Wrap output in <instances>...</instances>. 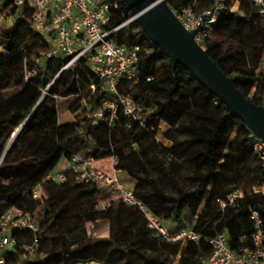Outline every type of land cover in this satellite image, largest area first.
Wrapping results in <instances>:
<instances>
[{
    "label": "trees",
    "instance_id": "1",
    "mask_svg": "<svg viewBox=\"0 0 264 264\" xmlns=\"http://www.w3.org/2000/svg\"><path fill=\"white\" fill-rule=\"evenodd\" d=\"M109 1L114 3L111 28L131 18L125 0ZM235 1L227 0L219 23L205 31L200 44L224 74L236 79L247 98L264 106V16L250 0H239L243 16L232 12ZM166 2L174 11L191 5L201 16L214 9L217 0ZM112 38L128 48L140 47L138 69L143 78L137 84L120 80L118 91L146 108L142 123L122 110L112 123L110 113L95 117L115 95L103 90L86 59L76 70L63 72L41 102L65 60L34 62L49 45L32 26L31 10L25 9L10 30L0 28V215L10 206L43 213L38 247L26 252L34 236L16 231V248L1 254L5 264H206L208 241L221 233L227 235L233 251L252 247V211H259L264 220V195L253 192L264 182V163L251 146L253 133L240 119L230 118L227 107L184 67L174 69L135 21ZM26 71L35 73L26 78ZM55 96L79 102L74 119L63 127ZM28 119L25 131L5 155L12 133ZM162 123L169 127L165 138L171 147L158 142ZM77 154L97 159L116 155L123 174L135 183L136 197L166 223H173L171 231L193 229L203 236L202 242L183 246L160 240L138 210L99 199L105 190L78 183L70 171L66 182L45 185L46 205L55 207L54 213L38 211V202L30 195L33 185L62 159ZM236 191H242L243 197L222 209L218 200L227 202ZM103 201H111L112 207L96 210ZM108 219L112 220L110 238H87V223ZM69 237L75 245L68 244Z\"/></svg>",
    "mask_w": 264,
    "mask_h": 264
},
{
    "label": "built area",
    "instance_id": "2",
    "mask_svg": "<svg viewBox=\"0 0 264 264\" xmlns=\"http://www.w3.org/2000/svg\"><path fill=\"white\" fill-rule=\"evenodd\" d=\"M250 2L264 16V0H250ZM226 3L227 0H217L214 9L204 13L209 15L211 20L205 24L204 31L198 35L199 42L205 36V31L211 29L218 14L227 8ZM113 5L114 3L109 0H0V28L10 30L13 28L14 20L18 16H23L25 9L31 10L32 26L49 45L45 52L34 58V62L42 65L55 58L65 60L61 72L44 91V96L48 94L63 72L76 70L79 63L86 59L91 70L98 75L103 90L115 95L113 100L103 103L102 109L95 117L103 118L106 113H110L112 123L117 118L118 112L122 110L126 117L142 123L141 114L146 111V108L132 96L118 91L120 80L124 79L137 84L143 78L138 69L140 47L134 45L128 48L117 44L112 38L115 33L134 20L130 18L111 28ZM239 8L240 2L237 0L230 10L243 16L244 13ZM174 13L187 30L195 29L202 16H197L191 5ZM0 51H2L1 45ZM34 73L26 71V78ZM91 90L92 93H96V85L92 84ZM55 98L59 99L58 96ZM25 127L23 123L12 133L11 142L25 131ZM251 146L264 163V142L255 137ZM2 161L3 157L0 159V165ZM66 171H70L78 183L96 185L105 191H110L117 202L138 210L146 227L160 240L183 246L188 243L202 242L203 236L193 229L171 231L162 218L137 198L134 190L121 181L123 171L120 168V159L114 154L104 159L88 158L77 154L68 159L66 170H52L42 177L33 185L30 192L32 199L38 202V211L42 209L47 214L53 212L52 207L46 205L44 188L46 184L59 185L66 182ZM253 192L264 195V182L255 186ZM242 197L243 192L236 191L228 197L227 202L218 200V203L224 209L227 205H234ZM112 205L111 201H103L96 206V210L106 211ZM251 219L254 224L252 247L233 251L227 235L221 233L208 241L211 251L206 256V264H264V220L257 210L252 211ZM18 230L33 234V242L25 248L26 252L32 253L40 244L37 212L32 213L10 206L0 215V264L6 263L1 255L2 252L16 248L18 241L14 233Z\"/></svg>",
    "mask_w": 264,
    "mask_h": 264
},
{
    "label": "water",
    "instance_id": "3",
    "mask_svg": "<svg viewBox=\"0 0 264 264\" xmlns=\"http://www.w3.org/2000/svg\"><path fill=\"white\" fill-rule=\"evenodd\" d=\"M130 17L146 37L158 48L160 55L168 58L174 69L184 67L210 94L217 97L228 109L230 118L240 119L255 137L264 142V106L257 105L238 89L236 79L228 77L207 50L197 40L211 20L201 16L198 26L187 30L176 17L166 0H125ZM222 16L220 12L213 25ZM46 98L43 96L41 102ZM40 102V103H41ZM29 119L24 122V127ZM14 141L7 147L9 152Z\"/></svg>",
    "mask_w": 264,
    "mask_h": 264
},
{
    "label": "rangeland",
    "instance_id": "4",
    "mask_svg": "<svg viewBox=\"0 0 264 264\" xmlns=\"http://www.w3.org/2000/svg\"><path fill=\"white\" fill-rule=\"evenodd\" d=\"M22 16H18L16 18V20H14L13 22V27L21 20ZM236 35V34H235ZM237 36V35H236ZM238 39H235L234 42H238ZM255 91V89H254ZM60 101L59 106H58V112H59V123L61 125V127L65 126V124L71 122L74 119L75 114L77 113V109L79 107V102H77L74 99H61L58 100ZM161 130L159 132V135L164 131L165 127H167L164 123L161 124ZM167 141V142H166ZM160 143V142H159ZM163 143L166 144V146L171 147V142L169 140H164ZM11 144V141H8L6 144V148ZM163 145V144H162ZM79 153H82L81 151H78ZM61 167V165H59V167L57 169H59ZM181 173L183 175V177H186L188 174V171L186 169H181ZM121 181L128 187V188H134L133 184H132V179L126 175V174H122V176L120 177ZM185 179V178H184ZM167 185V190L170 191L171 187L169 186V184ZM99 199H108V200H112L115 201L116 197L114 196L113 193H111L110 191H104L103 194L100 196ZM98 199V200H99ZM117 202V201H116ZM55 211V207H53V212ZM43 217V213H38L37 214V224L39 225L41 219ZM170 227H173L172 225L168 224ZM116 229V227L114 228V230ZM112 233V220H103L100 221L96 224L93 223H87L86 224V236L87 238H91V239H101V238H105L108 234L111 235ZM76 240L72 237H69L68 239V244H74ZM61 242L56 244L57 248H60L61 246ZM43 245L45 247H48L49 245L47 244V242L45 241V239H43ZM75 245V244H74ZM94 262V263H93ZM88 264H103V263H99L96 261H92L89 262Z\"/></svg>",
    "mask_w": 264,
    "mask_h": 264
},
{
    "label": "crops",
    "instance_id": "5",
    "mask_svg": "<svg viewBox=\"0 0 264 264\" xmlns=\"http://www.w3.org/2000/svg\"><path fill=\"white\" fill-rule=\"evenodd\" d=\"M165 124V123H164ZM166 125V124H165ZM162 126V125H161ZM161 126H160V128H161ZM167 126V125H166ZM161 130V129H160ZM169 131V127L167 126V127H165V129H164V131L158 136V142H160L161 144H163V145H166L165 143H163V141L164 140H166V134H167V132ZM167 142V141H166ZM59 165H61V167L59 168V169H57L58 167H59ZM67 167H68V160L67 159H62L54 168H53V170H57V171H63V170H66L67 169ZM132 184H133V186H134V181L132 180ZM167 224V226L169 227V228H171L168 224H170V225H172V226H174V224L173 223H170V222H168V223H166ZM110 234H108L105 238H110ZM206 263V262H205Z\"/></svg>",
    "mask_w": 264,
    "mask_h": 264
},
{
    "label": "bare ground",
    "instance_id": "6",
    "mask_svg": "<svg viewBox=\"0 0 264 264\" xmlns=\"http://www.w3.org/2000/svg\"><path fill=\"white\" fill-rule=\"evenodd\" d=\"M94 263V262H93Z\"/></svg>",
    "mask_w": 264,
    "mask_h": 264
}]
</instances>
